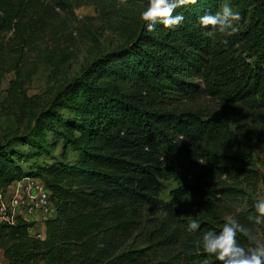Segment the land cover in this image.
Returning a JSON list of instances; mask_svg holds the SVG:
<instances>
[{"label": "trees", "instance_id": "1", "mask_svg": "<svg viewBox=\"0 0 264 264\" xmlns=\"http://www.w3.org/2000/svg\"><path fill=\"white\" fill-rule=\"evenodd\" d=\"M225 4L242 16L227 43L198 22ZM53 9L51 0H0V77L25 63ZM176 14L185 19L171 29L142 20L126 46L94 59L22 133L0 142V190L37 177L53 207L41 238L20 216L0 222L6 264H222L197 241L229 218L246 229L237 243L256 246L251 192L262 176L230 125L246 127L264 153V0H196ZM168 175L177 186L163 201ZM184 213L197 231L186 230Z\"/></svg>", "mask_w": 264, "mask_h": 264}, {"label": "rangeland", "instance_id": "2", "mask_svg": "<svg viewBox=\"0 0 264 264\" xmlns=\"http://www.w3.org/2000/svg\"><path fill=\"white\" fill-rule=\"evenodd\" d=\"M148 4L149 0H124L123 3L122 0H51L54 9L46 33L27 52L25 63L17 72H4L0 77V142L22 133L32 123L35 114L94 59L126 46L142 21L140 13ZM199 103L208 110L223 111L213 100L203 99ZM230 127L243 150L253 157L254 168L262 176V181L251 192L253 201L257 202L264 198V153L255 150V137L246 127L234 123ZM47 139L55 142L51 133ZM56 142L51 154L59 156L62 141L58 139ZM74 156L75 153L67 147V160ZM45 158L40 156L39 161L47 160ZM29 163L31 160L21 162L23 167ZM161 184L159 198L168 201L169 192L177 182L168 175L161 179ZM52 214L53 210L49 215ZM47 218L41 214L34 219L28 218L33 224L30 234L35 236L39 232L42 237L41 225L44 226ZM182 218L188 223L196 221L190 213H184ZM250 227L249 233L256 246L264 244L260 225L250 223ZM2 264H6L5 259Z\"/></svg>", "mask_w": 264, "mask_h": 264}, {"label": "clouds", "instance_id": "3", "mask_svg": "<svg viewBox=\"0 0 264 264\" xmlns=\"http://www.w3.org/2000/svg\"><path fill=\"white\" fill-rule=\"evenodd\" d=\"M124 0H122V3ZM196 0H149L148 6L140 13L145 21V26L152 30L157 23H162L166 28H174L184 21L182 14L173 15L177 7L194 4ZM242 16L239 10H233L229 4H225L215 13H209L199 18L201 27L207 29L205 35L211 37L219 32L225 37H231L239 31L238 22ZM257 215L250 217L255 223L264 222V198L258 200L255 205ZM200 224L193 220L188 223L186 230L195 232ZM245 233L246 229L235 219L229 218L219 231L208 230L202 234L197 246L203 247L205 253L214 255L222 264H264V244L246 250L237 243V234Z\"/></svg>", "mask_w": 264, "mask_h": 264}, {"label": "built area", "instance_id": "4", "mask_svg": "<svg viewBox=\"0 0 264 264\" xmlns=\"http://www.w3.org/2000/svg\"><path fill=\"white\" fill-rule=\"evenodd\" d=\"M52 210L49 192L37 177L16 179L5 190H0V221L13 223L15 216L29 221L28 218L34 219L39 214L47 218ZM35 236L41 237L39 232ZM3 261L0 249V264Z\"/></svg>", "mask_w": 264, "mask_h": 264}, {"label": "crops", "instance_id": "5", "mask_svg": "<svg viewBox=\"0 0 264 264\" xmlns=\"http://www.w3.org/2000/svg\"><path fill=\"white\" fill-rule=\"evenodd\" d=\"M41 226H42V227H41V228H42V230H44V226H43V223H42V225H41ZM1 252H2V251H1Z\"/></svg>", "mask_w": 264, "mask_h": 264}]
</instances>
